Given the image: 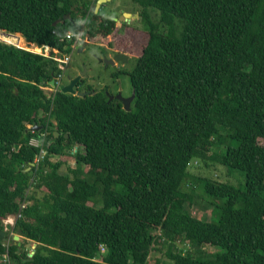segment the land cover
I'll return each instance as SVG.
<instances>
[{
	"label": "trees",
	"instance_id": "obj_1",
	"mask_svg": "<svg viewBox=\"0 0 264 264\" xmlns=\"http://www.w3.org/2000/svg\"><path fill=\"white\" fill-rule=\"evenodd\" d=\"M132 1L147 39L129 74V111L94 87L51 104L39 86L57 64L0 42V229L30 186L42 193L14 224L13 263L151 264L158 251L154 264H264V0ZM94 6L0 0V32L69 53L65 35L86 20L90 41L112 44L117 23ZM47 117L55 125L32 180L26 169L40 150L27 126ZM63 155L74 159L66 173L50 161ZM194 162L238 182L194 174ZM200 196L207 221L191 214ZM25 241L36 245L31 257Z\"/></svg>",
	"mask_w": 264,
	"mask_h": 264
},
{
	"label": "rangeland",
	"instance_id": "obj_2",
	"mask_svg": "<svg viewBox=\"0 0 264 264\" xmlns=\"http://www.w3.org/2000/svg\"><path fill=\"white\" fill-rule=\"evenodd\" d=\"M123 8L127 13L129 14H136L135 12H138L140 7L138 4H136L135 2H133L132 0H111V3H106L103 4V6L101 7L100 11L98 12V17H103V18H115L120 16V12H119V8ZM155 20L157 19V17L154 18ZM98 24V23H97ZM97 24L95 26H97ZM138 25H141L140 20L138 21H133L131 22V24L129 25L130 28L136 29V32L134 33V38H132V40L134 41V52L137 55L141 54V44L145 43V39H147V34L144 33V31H142V28L138 29ZM143 27V26H142ZM133 34V32L131 31V35ZM0 35H2V33H0ZM101 33H99L97 35V38L101 37ZM88 36V35H87ZM86 36V31H84V40L89 39L90 41V36L87 37ZM121 36V35H120ZM0 41L4 42L6 44H10L9 42H6L4 40L1 39L0 37ZM102 43L100 40L98 41H93L91 40L90 43L96 44V43ZM13 45V43H11ZM93 44H89L87 46H85L83 48L82 52H78V49L75 51H72L69 55H70V61H69V66L66 69L65 75H64V81L63 84L67 85L68 84V80L67 78H76L80 71L83 70V67L86 68V75H88L90 77V79L92 78L91 83H93L94 85L97 83V75H102L103 73V68L102 66L96 62L95 60V56L99 55V45H93ZM21 46L23 45L20 44ZM14 46H18L15 45ZM81 46V45H80ZM83 46V44H82ZM112 69H109V71ZM109 71H107L106 73H108ZM100 77V76H99ZM122 85H123V92L125 94H130L131 92V87H130V83H129V78L127 76L122 78ZM61 158V157H60ZM55 160V159H53ZM58 162H62V166L60 168V172L61 173H66L67 169L69 167H73L74 166V159L73 157H67L64 156L62 157V159ZM200 164H196L194 162L193 166L189 169L190 172L194 173V174H198L201 177H208L214 180H218L220 182H228L231 184H236L238 181L236 178L231 177L230 175H228L226 173V170L224 168L221 167H209L206 169H197V167H199ZM240 176V175H239ZM33 189L30 190V192H32ZM40 191H37V194ZM41 192L38 194L40 195ZM42 196V195H41ZM39 196V197H41ZM195 202H194V206L191 208V214L194 217H197L198 219H201L203 221H207L210 218L209 212L208 211H201L202 208H205L207 206V201L206 198H194ZM177 246L181 247L182 245L179 242H176ZM25 247L28 249L29 251V255H31L33 253V244H30V242H26L25 241ZM156 248H158V246H156ZM186 248V247H185ZM213 248L207 247L206 251H213ZM163 257V254L161 252L158 251H154L151 253L150 256V263L154 264L156 258L160 259ZM14 264V263H13Z\"/></svg>",
	"mask_w": 264,
	"mask_h": 264
},
{
	"label": "flooded vegetation",
	"instance_id": "obj_3",
	"mask_svg": "<svg viewBox=\"0 0 264 264\" xmlns=\"http://www.w3.org/2000/svg\"><path fill=\"white\" fill-rule=\"evenodd\" d=\"M119 12L120 18L123 16L125 10L120 7ZM135 13L136 14H132V16H135L133 19H128L125 17L124 20L121 22V25L118 27L115 33V36H117L118 34L121 36L115 38L112 44L106 45L100 42L93 44L96 46L99 45V55L95 56V60L102 66L103 73L102 75H97V83L94 85L93 83H91L92 78L90 79V77L86 75L85 72L84 79L86 80V82L83 87L78 85L80 80L76 83V93L85 94V96H87L89 93L85 92L84 89L88 87H94L97 88L98 91L104 92L105 96L108 98V103H113L116 107L121 108L123 110H125L126 104L129 105V108H131V104L134 99V90L131 89L130 94H125L123 92L122 78L125 76L129 78V74L134 68L135 62L139 57V55L135 54L134 52L135 44L132 40V35H128L129 31L136 32V29L130 28L129 25L131 24V22L135 20H140L139 11ZM152 15L157 17L158 13L155 11L152 13ZM139 28H142L143 31V27L141 25H138V29ZM82 44L83 46H87L91 43L89 39H87L84 40ZM105 61L110 63L106 65ZM84 69L86 70L85 67H83V70ZM109 69L112 70L109 71ZM83 70L80 71V73H82ZM107 71L109 72L106 73Z\"/></svg>",
	"mask_w": 264,
	"mask_h": 264
},
{
	"label": "clouds",
	"instance_id": "obj_4",
	"mask_svg": "<svg viewBox=\"0 0 264 264\" xmlns=\"http://www.w3.org/2000/svg\"><path fill=\"white\" fill-rule=\"evenodd\" d=\"M95 1V6H94V13L93 14H95V7H96V3H97V1L98 0H93V2ZM109 3H111V1L109 2ZM103 5H101L100 6V8H99V10H98V12L100 11V9H101V7H102ZM98 12L95 14V15H97L98 14ZM124 14H129V13H127L126 11L124 12ZM69 15V14H68ZM129 15H131L132 16V14H129ZM69 19V18H68ZM107 19H111L112 21H114L113 19H115V18H107ZM116 20H118V18L116 17ZM115 22V21H114ZM117 23V22H116ZM120 25H121V23H120ZM118 24H117V29H118ZM84 31H86V20H83L81 23H80V28H79V30L77 31V32H68L67 34H74V35H76V34H79V33H81V36H80V40L79 41H77V46L74 48V49H72V46L75 44L74 42L76 41L74 38H73V40L72 41H68L67 39H66V36H67V34L65 35V38H64V40H66L68 43H70L71 44V46H70V52L69 53H67L68 55L72 52V51H75V50H79L81 47H82V49L85 47V46H82V43H83V41H84ZM117 31V30H116ZM143 31H144V29H143ZM0 33H2V34H4V35H13V36H19L21 39H22V43H23V45L21 46V45H18V46H14V44L12 45V44H7V45H12V46H14V47H16V48H18V49H21V50H23V51H25V52H28V53H31L30 51H28L27 49H32V47L33 46H35L36 48H41V47H43V46H48V45H41V46H39V45H37V44H35V43H31V42H28V41H26L21 35H19V34H10V33H6L5 31H4V33H3V31L2 32H0ZM145 33V32H144ZM1 42V41H0ZM4 43V42H3ZM21 43V44H22ZM6 44V43H5ZM81 45V46H80ZM32 46V47H31ZM50 47V46H49ZM60 51V50H59ZM63 53H65V52H63ZM31 54H34V55H38V54H35V53H31ZM141 55V54H140ZM139 55V56H140ZM39 56H41V55H39ZM43 57V56H42ZM69 57H70V55H69ZM45 58V57H44ZM47 59V58H46ZM49 60V59H48ZM70 61V60H69ZM54 62V61H53ZM56 63V62H55ZM57 64V63H56ZM57 66V65H56ZM69 66V63L66 65V67H65V69L63 70V71H61V70H59L58 69V67H57V69L60 71V73H57V75L58 74H62V84H61V87H60V89L55 93V95H54V97H48L47 96V94H48V92H46V90H43L42 89V87H47L48 85L50 86V87H53L54 86V82H53V79H54V77H57V75L56 76H54L49 82H47L46 84H44V85H40L39 86V88L44 92V94L46 95V97H47V99L49 100V101H51V104L53 103V101H54V99H55V97H56V95L59 93V92H62V88H64L65 86H67L68 84H69V80H72V79H74V78H69V79H67L68 80V84L67 85H64L63 84V81H64V75H65V72H66V69H67V67ZM83 72H84V70H83ZM86 72V71H85ZM81 74V73H80ZM79 74V75H80ZM78 75V76H79ZM84 77L85 76H83V77H81L79 80H81V79H84ZM78 80V81H79ZM50 82H52L53 83V85L51 86L50 85ZM74 90H75V86H74ZM70 95V94H69ZM72 96H74V95H72ZM135 96V95H134ZM81 98H83V97H81ZM45 125L44 126H42V125H39V126H34V125H28L27 126V129H30L31 130V132L32 133H34V132H38V136H36V137H32V138H30V140H29V145L30 146H33V147H35V148H38L40 151H39V154L34 158V160L29 164V167L26 169V172L27 171H32V177H31V179L32 180H34L35 178H36V173H37V171L39 170V167H40V165H41V163L44 161V158H45V156H46V154H47V151H46V149L43 147V145H44V143H45V139H46V137H47V135L49 134V132H50V130H51V126H54L55 125V122L53 121V120H50L48 117L46 118V120H45V123H44ZM59 135V134H58ZM77 148H78V146L77 147H74L73 149V152L75 153L76 151H77ZM42 152H44V155L42 156V159L40 160V162H39V164H38V166H37V168H35V167H33V163H34V161L41 155V153ZM69 152V150H65V153H68ZM67 155V154H66ZM65 155H63V156H54V157H51V159H50V161L51 162H53V163H55V162H58V161H60L61 159H62V157H64ZM61 157V158H60ZM53 159H55V160H53ZM63 165V164H62ZM61 165V166H62ZM60 171V170H59ZM31 189H33V191L32 192H30V190ZM39 191V190H38ZM40 192H38V194H39ZM37 193H36V188L34 187V186H30L29 187V189L27 190V192H26V194H25V197H24V200H23V202H21V204H20V206L22 205V204H25V207L26 206H28V205H30L31 203H32V199H30L31 197H36V198H39V196H41V194L40 195H38ZM24 207V208H25ZM23 208V209H24ZM20 210H22V209H20ZM19 210V212L18 213H21V211ZM17 213V214H18ZM17 219H19V218H17L16 217V215H14V216H9V217H7L6 219H4V220H2V225H3V231H4V233H5V237H4V239L1 241L2 242V246L10 239H13L12 240V243H17L18 244V242L17 241H15L14 240V237L15 236H18L19 237V240H20V242L22 241L21 240V237H20V235L18 234V233H15L14 231H13V227H14V224H15V222H16V220ZM1 230V229H0ZM11 232H12V236H11ZM11 243V244H12ZM10 244V245H11ZM31 244V243H30ZM10 245H9V247H10ZM35 244H33V249H35ZM3 248H4V246H3ZM9 249V248H8ZM4 250H5V248H4ZM33 253H34V250H33ZM33 253L31 254V255H29L30 257L33 255ZM10 254V253H9ZM11 257V256H10ZM12 260V259H11ZM13 262V261H12Z\"/></svg>",
	"mask_w": 264,
	"mask_h": 264
},
{
	"label": "built area",
	"instance_id": "obj_5",
	"mask_svg": "<svg viewBox=\"0 0 264 264\" xmlns=\"http://www.w3.org/2000/svg\"><path fill=\"white\" fill-rule=\"evenodd\" d=\"M81 33L79 34H67L66 39L70 42L73 40V38L76 40L74 45L72 46V49H74L77 46V41H79L81 38ZM32 47V46H31ZM31 53H35L38 55H41L49 60H52L57 63V67L59 70L63 71L66 67V65L69 63L70 57L67 53H63L62 51H59L56 48L49 47V46H43L41 48H36L35 46L32 47V49H27ZM54 86L50 87L49 85L47 87H42L43 90H46L48 92V97H54L55 93L60 89L62 84V74H58L57 77H54L53 79ZM44 155V152L41 153V155L34 161L33 167L37 168L40 160L42 159V156ZM25 207V204H22L20 206V209H23ZM17 218L21 217V213H18L16 215ZM12 236V232H11ZM13 239H9L3 246L5 248L4 252L0 253V264H13L10 254H9V245L12 243Z\"/></svg>",
	"mask_w": 264,
	"mask_h": 264
},
{
	"label": "water",
	"instance_id": "obj_6",
	"mask_svg": "<svg viewBox=\"0 0 264 264\" xmlns=\"http://www.w3.org/2000/svg\"><path fill=\"white\" fill-rule=\"evenodd\" d=\"M111 0H98L97 3H96V7H95V14L98 12L99 8L101 5L103 4H106V3H109ZM128 18V19H133L135 16H131L129 14H123L122 17H120L118 20L116 19H113L115 22H117L118 26H120V23L124 20V18ZM69 18V15H66L64 19H68ZM4 33V32H3ZM86 46V45H85ZM78 52H82V48H80L78 50ZM106 65L110 62H107L105 61ZM85 69H84V72H82L79 76H77L76 78L72 79V80H69V84L67 86H65L64 88H62V93L63 94H70V95H76L78 97H85V94H79V93H76L75 90H74V86L76 85V83L78 82V80L85 76ZM50 85L52 86L53 83L50 82ZM134 97V96H133ZM130 108H129V105H125V111H129ZM55 135L56 137H58V133L55 132ZM66 138H68V135H66ZM5 237V233L3 230H0V241H2ZM14 240L18 242V245L20 246L21 242L19 240V237L18 236H15L14 237Z\"/></svg>",
	"mask_w": 264,
	"mask_h": 264
}]
</instances>
